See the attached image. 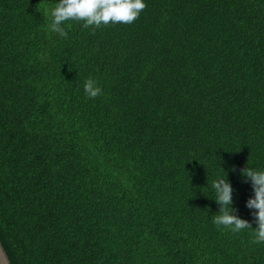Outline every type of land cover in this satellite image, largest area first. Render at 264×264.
Masks as SVG:
<instances>
[{"label":"trees","instance_id":"trees-1","mask_svg":"<svg viewBox=\"0 0 264 264\" xmlns=\"http://www.w3.org/2000/svg\"><path fill=\"white\" fill-rule=\"evenodd\" d=\"M0 240L264 264V0H0Z\"/></svg>","mask_w":264,"mask_h":264},{"label":"water","instance_id":"water-1","mask_svg":"<svg viewBox=\"0 0 264 264\" xmlns=\"http://www.w3.org/2000/svg\"><path fill=\"white\" fill-rule=\"evenodd\" d=\"M0 264H12L1 240H0Z\"/></svg>","mask_w":264,"mask_h":264}]
</instances>
